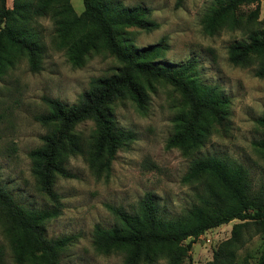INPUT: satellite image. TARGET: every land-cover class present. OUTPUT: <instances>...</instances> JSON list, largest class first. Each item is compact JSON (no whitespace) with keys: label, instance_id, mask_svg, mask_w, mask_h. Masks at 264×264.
Listing matches in <instances>:
<instances>
[{"label":"trees","instance_id":"trees-1","mask_svg":"<svg viewBox=\"0 0 264 264\" xmlns=\"http://www.w3.org/2000/svg\"><path fill=\"white\" fill-rule=\"evenodd\" d=\"M182 0H175L180 5ZM259 0H214L201 17L206 34H214L222 25H239L238 8L255 3L248 18L256 17ZM77 13L70 0H15L9 8L0 0V69L26 54L31 70L39 67V47L28 23L37 16H49L54 25V40L64 49L68 62L82 66L92 52H106L119 65L114 73L92 77L86 91L75 103L43 97L48 111L36 116L50 130L43 143L28 153L31 172L39 189L58 204L52 189L55 176L73 177L63 165L69 155L83 154L97 176L108 172L117 150L132 140L131 132L118 128L110 108L119 99H129L139 113H144L148 93L155 84L169 86L179 96L172 117L173 130L166 148H178L192 155L228 115L229 98L213 84L202 81L197 62L189 58L171 64L161 61L166 44L161 38L154 44L135 48L123 36L126 28L150 30L157 23L148 18L149 8L124 6L115 0H82ZM228 60L235 65L257 62L254 74L264 78V37L251 33L247 39L228 46ZM86 120L93 129L84 148L75 127ZM256 122L264 128V112ZM264 157V139L253 142ZM181 181L197 184L196 201L175 216L160 212L157 202L146 193L130 213L121 206L106 204L114 225L95 224L92 245L98 253L121 251L123 264H151L162 258L166 264H183L188 251L206 229L237 219L230 236L221 241L204 264H250L248 256L239 257L243 233L252 224L264 232V186L254 189L249 172L236 161L206 154L192 156ZM57 214L55 208L33 209L18 203L0 186V226L16 264H60L59 253L73 240V235L47 237L44 223ZM190 264V263H188ZM254 264H264V247Z\"/></svg>","mask_w":264,"mask_h":264},{"label":"rangeland","instance_id":"rangeland-1","mask_svg":"<svg viewBox=\"0 0 264 264\" xmlns=\"http://www.w3.org/2000/svg\"><path fill=\"white\" fill-rule=\"evenodd\" d=\"M34 2L35 0H29ZM15 0H5L12 8ZM74 10H83L82 0H70ZM124 6L149 8L148 18L157 23L150 30L130 27L123 36L135 48L158 42L166 44L161 61L177 64L194 58L199 78L217 85L229 98L228 115L192 155H183L178 148H166L172 133V117L179 101L169 86L155 84L148 93L144 113H139L129 99H119L110 108L115 125L131 132L132 140L121 146L108 172L97 177L89 168L85 155H69L63 165L73 177L55 176L52 189L58 196L54 203L38 187L31 172L29 151L40 146L50 126L36 116L48 111L43 97L56 98L70 105L86 91L92 77L114 73L119 65L106 52H92L84 64L72 66L64 49L54 40V25L49 16H37L29 23L39 47V67L30 69L26 54L0 69V186L25 207L57 210L44 223L47 237L73 235V240L59 253L60 264H123L124 254L112 251L98 253L92 245L95 224L114 225L106 204L123 207L132 213L138 201L152 195L160 212L175 216L196 201L201 188L181 181L192 156L212 154L236 161L249 172L254 189L264 186V157L253 142L264 139V128L256 119L264 112V78L254 74L257 62L235 65L228 60V46L245 40L251 33L264 37V0L258 2L256 17L248 18L255 3L238 8L239 25L233 29L222 25L214 34L203 31L201 17L214 0H115ZM94 125L91 120L79 123L75 130L84 148ZM237 219L206 229L191 243L183 264H204L212 258L217 245L230 236ZM244 243L237 255L248 256L254 264L264 247V232L252 224L243 233ZM0 264H16L8 241L0 226ZM151 264H166L160 258Z\"/></svg>","mask_w":264,"mask_h":264}]
</instances>
